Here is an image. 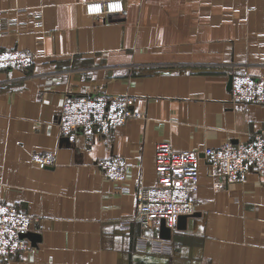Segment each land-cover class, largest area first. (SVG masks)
I'll list each match as a JSON object with an SVG mask.
<instances>
[{"label": "crops", "instance_id": "obj_1", "mask_svg": "<svg viewBox=\"0 0 264 264\" xmlns=\"http://www.w3.org/2000/svg\"><path fill=\"white\" fill-rule=\"evenodd\" d=\"M91 1L0 0V51L35 55L25 70L0 69V201L39 218L10 264H264L254 170L226 182L200 159L195 211L171 231L170 252L136 247L159 226L132 218L136 189L157 180V142L201 150L264 129V103L242 106L228 87L233 72H264V0H122L111 15L87 14ZM96 92L131 95L139 115L89 143L60 135L64 94ZM41 151L51 165L32 161ZM111 155L126 162L122 181L95 166Z\"/></svg>", "mask_w": 264, "mask_h": 264}, {"label": "built area", "instance_id": "obj_2", "mask_svg": "<svg viewBox=\"0 0 264 264\" xmlns=\"http://www.w3.org/2000/svg\"><path fill=\"white\" fill-rule=\"evenodd\" d=\"M122 0H97L85 3L87 14L111 15L122 13ZM35 24H41L40 12L33 14ZM35 55L25 49L8 48L0 51V69L30 67ZM230 100L242 106L264 103V72L252 75L246 71L230 74ZM133 98L127 93L91 94L65 93L62 99L57 127L60 135L75 141L81 135L89 143L94 132L106 133L124 124L139 113L132 108ZM53 152L41 151L31 155L40 167L53 162ZM203 159L211 171L226 182L243 181L250 170L264 176V129L253 133L245 141L225 140L217 146L201 150H176L167 141L155 146L157 180L152 185H140L136 191V209L132 216L142 227L159 226L161 220L170 231L176 229L180 215L190 216L195 211L194 197L199 180V160ZM95 166L108 179L122 181L126 177V162L119 155L101 157ZM130 218L122 219L128 227ZM39 218L22 210L17 204L0 201V260L10 264V258L31 248L26 235ZM135 246L153 252H170L172 243L167 238L139 235Z\"/></svg>", "mask_w": 264, "mask_h": 264}, {"label": "water", "instance_id": "obj_3", "mask_svg": "<svg viewBox=\"0 0 264 264\" xmlns=\"http://www.w3.org/2000/svg\"><path fill=\"white\" fill-rule=\"evenodd\" d=\"M228 87H230V76H229V79H228ZM186 217H187L186 215H180L179 218H178L176 227H183ZM170 233H171V231L169 230V228L166 227L164 225V222L161 220L160 225H159V236L161 238H169L170 237ZM22 235L28 236V233H25V234H22Z\"/></svg>", "mask_w": 264, "mask_h": 264}, {"label": "rangeland", "instance_id": "obj_4", "mask_svg": "<svg viewBox=\"0 0 264 264\" xmlns=\"http://www.w3.org/2000/svg\"><path fill=\"white\" fill-rule=\"evenodd\" d=\"M84 10H85V4H84ZM125 12V10H124V6H123V11H122V13H124Z\"/></svg>", "mask_w": 264, "mask_h": 264}]
</instances>
